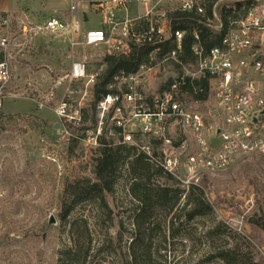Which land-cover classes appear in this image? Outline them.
Returning a JSON list of instances; mask_svg holds the SVG:
<instances>
[{
	"label": "rangeland",
	"instance_id": "1",
	"mask_svg": "<svg viewBox=\"0 0 264 264\" xmlns=\"http://www.w3.org/2000/svg\"><path fill=\"white\" fill-rule=\"evenodd\" d=\"M72 1L0 0V9L6 11L8 19V26L0 23V35L8 36L3 56L8 77L0 81V111L13 115L17 122L0 132V264H70L58 258L61 250L73 247L70 229L76 221L87 233V249L81 260L123 264L131 237L135 202L128 194L131 177L126 166L113 194L107 197L110 213L98 211L94 201H85L75 206L66 220L59 217L62 179L82 175L83 168L98 155L97 150L78 143L68 159L62 122L54 113L66 89L72 91L73 101H81L85 83L66 77L72 56L63 35L40 27L50 16L68 21ZM236 1L240 0L217 2L213 9L216 16L210 20L213 27L220 11L233 7ZM83 5L79 7L83 21L97 16L91 1L84 0ZM99 21L84 27L96 26ZM95 67L92 64L89 68ZM174 73L172 65L155 67L147 76L148 89L158 93L169 78L174 79ZM181 99L192 111H207L214 104L212 86L205 103L193 102L187 96ZM83 106L89 109V100L83 99ZM90 125L89 121L84 124ZM170 138L180 141L188 135L175 129ZM156 181L165 182L162 177ZM196 183L212 212L192 220L179 217L174 222L173 236L168 233L170 216H159L155 238L158 252L151 263L224 264L212 256L214 251L240 243L243 250L250 251L253 264H263L264 230L251 220H264V157L242 159L227 170L203 173ZM50 218L54 223H49ZM219 221L232 231L209 237L207 229Z\"/></svg>",
	"mask_w": 264,
	"mask_h": 264
},
{
	"label": "built area",
	"instance_id": "2",
	"mask_svg": "<svg viewBox=\"0 0 264 264\" xmlns=\"http://www.w3.org/2000/svg\"><path fill=\"white\" fill-rule=\"evenodd\" d=\"M85 1L93 3L100 19L98 25L84 27L89 24L79 14L84 0H73L68 21L50 16L40 27L63 35L72 56L66 77L85 83L81 101H73L72 91L66 89L54 108L67 141L74 138L95 150L105 144L131 146L185 186H198L196 181L203 173L227 170L242 159L264 157L263 0H252L254 4L243 17L231 22L220 46L203 55L202 49L192 45L190 49L198 58L190 66L180 58L183 32L169 28L168 14H201V0ZM131 3L138 6L134 14L129 13ZM2 26H8L7 18ZM168 38L173 46L154 56ZM7 44L8 36L0 35V81L8 77L3 59ZM141 44L153 46L148 59L136 72L117 75L95 103L91 128L70 132L68 127L78 129L85 124L81 122L83 99L88 97L99 72L89 67L106 55L128 54L133 46ZM165 65H180L183 72L174 70L177 74L172 84L155 94L147 87V76L155 67ZM197 77H208L213 89L214 104L207 111H192L181 99L187 95L179 92L180 84L185 78ZM175 129L188 138H170Z\"/></svg>",
	"mask_w": 264,
	"mask_h": 264
},
{
	"label": "trees",
	"instance_id": "3",
	"mask_svg": "<svg viewBox=\"0 0 264 264\" xmlns=\"http://www.w3.org/2000/svg\"><path fill=\"white\" fill-rule=\"evenodd\" d=\"M220 0H203L204 11L201 14L195 12L175 11L168 14L169 28L179 29L183 32L182 51L180 58L186 66L195 65L198 55L190 49L192 45H197L202 49L203 55L215 46H220L225 33L232 27L233 20L243 17L245 11L254 4V1H236L234 6L220 11V27L211 25L213 19V9ZM2 20L7 16L6 12H0ZM11 24V23H10ZM14 25V24H13ZM195 35L197 36L195 38ZM173 46V41L168 38L162 44L161 50L154 54L159 56L161 52L169 50ZM153 46L141 44L133 46L128 54L106 55L101 62L95 63V69H99L98 75L90 87L89 109L81 110V122L89 121L94 123V108L96 101L101 95L108 91V86L115 82V78L120 72L125 74L136 72L140 65L148 59V54ZM0 57V61H1ZM174 70L182 73V66L174 65ZM173 82L169 78L160 91L168 88ZM210 81L208 77H197L194 79L185 78L180 84L179 92L186 94L193 100L205 102L208 99ZM200 89H202L200 91ZM90 110V112H89ZM40 120V119H39ZM9 125H17L13 115H4L0 111V132L9 128ZM70 132L81 133L91 128L82 125L78 129L68 127ZM66 155L70 159L74 155V149L78 145V140L70 138L66 143ZM98 155L85 166L82 175L73 179H62V194L58 197L59 217L62 220L73 211L75 206L85 201L97 203L98 211L110 213L107 197L112 195L115 185L121 177V170L126 166L131 177L128 186V194L135 202L131 215V237L123 254V264H152V257L158 252L155 238L159 232V224L156 222L159 216H170L171 230L168 233L173 236V226L179 217L184 216L186 220L202 217L212 212V206L207 202L203 191L196 185L188 186V189L181 188L178 181L165 173L161 167L151 163L145 153L136 151L127 145L105 144L97 149ZM89 168V169H88ZM159 177L165 182L159 183ZM155 181L157 183H155ZM182 204V206H181ZM258 223L264 230V220ZM122 226V223H119ZM73 236V247H66L59 252V262L68 261L70 264H104L102 261L92 259H82L84 250L87 249V233L82 223L76 221L71 225ZM231 228L222 221H219L207 229L209 237L225 235L230 233ZM121 232L118 231L117 239L120 240ZM240 243L220 248L213 253V257L219 259L224 264H253L250 251L243 250ZM75 250V251H74ZM264 264V263H263Z\"/></svg>",
	"mask_w": 264,
	"mask_h": 264
},
{
	"label": "crops",
	"instance_id": "4",
	"mask_svg": "<svg viewBox=\"0 0 264 264\" xmlns=\"http://www.w3.org/2000/svg\"><path fill=\"white\" fill-rule=\"evenodd\" d=\"M84 6V5H83ZM137 5H136V3H131V5H130V7H129V13H131V14H134L133 12H135L136 11V9H137ZM0 12H6V11H3L2 9H0ZM214 12V11H213ZM214 16H216V14L214 13ZM97 17V18H96ZM96 17H92V19H90L89 21L87 20V21H84L85 23L86 22H89V24H94V23H96L97 22V20H98V15L96 16ZM219 26H220V21H218V23H217V25L215 26V28H219Z\"/></svg>",
	"mask_w": 264,
	"mask_h": 264
},
{
	"label": "water",
	"instance_id": "5",
	"mask_svg": "<svg viewBox=\"0 0 264 264\" xmlns=\"http://www.w3.org/2000/svg\"><path fill=\"white\" fill-rule=\"evenodd\" d=\"M248 1H252V0H248ZM263 15H264V0H263ZM58 125L57 124H54V128H57ZM49 223H54V220L52 218L49 219Z\"/></svg>",
	"mask_w": 264,
	"mask_h": 264
}]
</instances>
